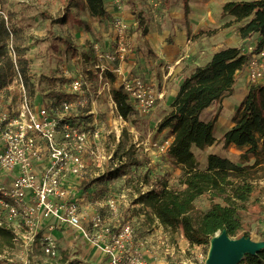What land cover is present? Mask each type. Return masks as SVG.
<instances>
[{"label": "built area", "instance_id": "1", "mask_svg": "<svg viewBox=\"0 0 264 264\" xmlns=\"http://www.w3.org/2000/svg\"><path fill=\"white\" fill-rule=\"evenodd\" d=\"M129 32L130 24L113 18L111 49L92 44L87 59L78 55L74 70L63 71V83L53 87L65 95L56 103L32 104L15 68L7 89L17 83L19 99L0 107V227L12 232V245L6 251L19 264H58L62 257L54 232L79 235V241L107 264H147L143 243L136 240L131 223L106 221L101 214L105 209L118 216L119 199L85 204L81 195L88 182L114 172L126 158L118 159L116 148L107 152L101 148L105 131L98 108L102 98L111 122L108 132L116 143L126 123L112 98L110 75L137 112L147 113L163 98L157 85L129 76L124 65L135 49L127 40ZM242 53L249 56L244 71L248 84L264 83V49L247 43ZM8 54L16 57L12 49ZM170 142L148 140V147L153 154L163 155ZM149 188L141 185L139 194ZM36 249L51 260L37 258Z\"/></svg>", "mask_w": 264, "mask_h": 264}, {"label": "rangeland", "instance_id": "2", "mask_svg": "<svg viewBox=\"0 0 264 264\" xmlns=\"http://www.w3.org/2000/svg\"><path fill=\"white\" fill-rule=\"evenodd\" d=\"M110 2L112 4L117 3L116 9L118 11H122V7L127 3L124 0H110ZM129 4L133 9L138 4L142 5L141 2L137 4L135 0H131ZM156 4H158L156 5L157 8H163V3H159L158 0ZM104 6L106 8L108 3H105ZM0 14L4 17L5 15L7 16L9 25L19 34V51L21 53L24 52L28 59L27 85H25V89L31 103L36 106H39V103L42 101L47 104L49 102L56 103L60 100L57 96L52 95V92L55 83H63V71L68 70L71 72V70H74L77 66L76 59L78 55L89 52L92 44H99L103 48H107L105 39H110L113 21V19L91 17L83 6V0H0ZM212 15L213 17H218L214 9L212 10ZM139 16L140 18L134 16L135 23L132 26V33H135V36H131L129 32V37H127V40L134 44V46H138L139 42L144 41L142 40L145 35L144 33L149 30L144 26L143 16L141 14ZM243 24L244 22L235 23L230 18V20H225L218 27L209 29L208 32H200L201 34H211L217 37L213 41L201 45L202 48L197 50L199 52H197L196 58L201 57L199 58L201 60H199V64H204L216 52L229 48L228 46L238 45L239 48L237 49L240 52L241 50L243 51L245 44H242L237 39L239 37L238 28ZM135 27L136 29H134ZM220 35L222 38L219 37ZM6 43L8 50L12 49V51L16 52L10 39ZM10 44L12 48L9 47L11 46ZM186 46L188 49L184 54H186L185 59L187 60L192 58V52L190 51L192 49L191 42L189 44L187 42ZM141 51L146 52V47L142 48ZM138 53H141L139 49L133 57L136 58V54L139 56ZM148 54L150 55L149 52ZM12 60V72L15 73L16 67L14 63L16 62V57L12 58ZM127 62L126 60L125 64ZM134 71L136 73V70ZM138 71H141L140 68ZM139 76H142V74L139 73ZM242 76L247 80L244 73ZM242 76L238 77L231 95H227L218 102L213 103L201 115V119L204 121H209L214 115H217L218 119L214 127L215 143L203 150L192 148V152L198 160L201 170L206 165L207 156L213 154L227 158L241 166L250 165L254 167V170L257 171L255 177H258L259 183L263 184V148L258 150L255 155H249L244 158L242 153L245 148H237L233 145L227 148H223L222 146V136L232 127L233 120L238 114L240 105L245 98L244 90L237 88L241 83V79L243 80L244 78ZM156 80L159 81L160 79ZM176 83V81L165 83V90L159 88L163 94V98L151 110L147 113L136 111L123 124V129L128 134L125 138L126 146L129 143L134 145V148L139 152V156L145 158V166L137 170L133 169L131 172L127 171L124 175L114 179H110L109 177L99 179V176L94 181L88 182L85 189H81V195L84 198L85 204L98 202L103 205L110 197L119 199L120 213L118 216H112L105 209L101 210V214L106 221L110 222L128 220L134 229L136 240H140L143 243L141 246L142 253L148 257L149 261L152 262L151 264H189V262H191L190 264H205L210 243L207 246L190 245L180 231L172 233L164 229L156 218H150L152 217L150 216V210L145 209V214L135 204L139 183H142L143 176L148 172L151 180L157 179L163 173H167L169 186L176 189L180 188V168L171 161H167L164 156L153 154L148 147V140L161 143L169 136L167 130H158V125L167 112H169L168 103L176 89ZM246 83L249 87L251 86L248 84V81ZM0 99L4 102L1 107L7 106L6 101L7 103H16L19 99L17 83H14L7 91L1 90ZM99 104L98 110L100 111L105 131V134L103 133L101 148L107 152L111 148H117L118 142L116 143L113 135L108 132L111 129V122L106 113L107 106L104 98L100 100ZM146 148H148V151L145 150ZM117 157L119 158V154ZM120 196H123L125 200H121ZM209 201V196L207 195L200 197L196 200L195 206L201 211H206L209 208ZM245 221L248 223V226H244V231L232 238H240L245 231H248L249 238L252 241L264 243V209L258 205H252L247 211ZM53 236L57 240L58 255L65 259L63 260L62 258L58 264H107L105 259L95 254L87 243L82 240L79 241V235H62V233L54 232ZM6 249L7 247H3L0 251V264H19V259L9 251H6ZM36 250L37 258L47 261L51 260L43 256L39 249ZM10 258L11 261H9Z\"/></svg>", "mask_w": 264, "mask_h": 264}, {"label": "trees", "instance_id": "3", "mask_svg": "<svg viewBox=\"0 0 264 264\" xmlns=\"http://www.w3.org/2000/svg\"><path fill=\"white\" fill-rule=\"evenodd\" d=\"M83 6L93 18L111 19L103 0H83ZM221 16L229 17L235 23L244 22L238 28L239 37L246 44H254L256 50L264 49V0L226 2L222 6ZM19 38L18 32L9 25L7 16L0 14V91H7L14 75L13 60L8 54L6 43L9 39L16 50L14 65L22 77L24 87L27 85L28 59L24 52L19 51ZM81 54L87 59V54ZM248 59L249 56L237 48L222 49L206 64L196 66L180 82L169 103V112L158 125V130L168 131L169 136L165 139L171 140L165 153L160 156L180 168V188L169 186L167 173L151 180L148 172L136 192V205L150 210V218H156L164 229L172 233L180 231L190 245L207 246L214 235L222 231H226L232 238L243 232L244 226H248L246 214L252 205L264 209V181L263 184L259 183L254 167L241 166L227 158L209 154L201 170L192 152V148L203 150L215 143L214 127L218 117L214 115L209 121H204L201 115L213 103L233 93ZM110 77L113 82L112 98L118 113L127 121L136 110L121 87L114 85L113 76ZM52 93L60 99L65 97L59 92ZM127 135L123 129L115 153L116 156L119 154L117 158L120 160L126 156L125 160L121 161L122 164L114 172L106 173L99 179H114L127 171L145 166V158L139 156L134 145L129 143L126 146ZM230 145L245 148L242 153L244 158L264 149V83L248 88L232 127L222 136L223 148ZM141 185L150 187L143 195L139 194ZM206 195L210 200L209 208L201 211L196 208L195 202ZM123 221L127 220L119 222ZM243 236L249 237L248 231ZM11 245L12 232L1 226L0 251L3 247L10 249ZM239 264H264V249L256 255H245Z\"/></svg>", "mask_w": 264, "mask_h": 264}, {"label": "crops", "instance_id": "4", "mask_svg": "<svg viewBox=\"0 0 264 264\" xmlns=\"http://www.w3.org/2000/svg\"><path fill=\"white\" fill-rule=\"evenodd\" d=\"M103 1L104 4L108 3L106 10L110 14L111 20L118 17L130 24L131 36H135V33H132V26L135 23L134 16L137 18H140V14L143 16L144 21H142L144 26L149 30L144 33L145 35L142 39L144 41L141 43L139 42L138 46L135 45L134 51L129 55L127 59L128 62L124 66L129 76L142 78L148 83H156L154 85H157L158 88L162 90H165V83L176 81V89L170 99L171 102L177 92L180 82L187 77L196 66H202L209 62L208 60L202 65L199 64V58L201 57L198 59L196 58L198 55L197 52H199L197 50L202 48L201 45L213 41L217 36L211 34L205 35L200 32H208L209 29L218 27L220 24L224 23L225 20H230L229 17L221 16L222 6L226 2L253 0H158L159 3H163V8H157V0H135L137 4L138 2L142 3V5L138 4L135 9L129 4L131 0H124L127 3L122 7V11L116 9L117 3L112 4L110 0ZM213 9L218 17H213ZM134 29H136V27ZM219 37L222 38L221 35ZM111 38L110 31V39H105L107 48L103 49H111ZM237 39L242 44H246V41L242 40L240 37H237ZM187 42L188 44L190 42L192 44V49L190 50L192 52V58L186 60V54L184 53L188 49L186 46ZM145 47L146 52L141 51L142 48ZM228 47L239 48L238 45ZM138 49L141 53H138L139 56L136 54L135 58L133 56ZM83 54H87V58L89 57V52ZM143 55L145 56L143 57ZM139 68L141 71H138ZM134 70H136V73ZM139 73H141L142 76H139ZM156 79L160 80L157 81ZM244 79L245 77L243 80L241 79V83L237 88H242L246 95L249 85L246 83L247 80ZM5 103L7 105L9 104L7 101ZM3 104L4 102L0 99V107ZM70 235L73 236L72 234ZM146 262L147 264L152 263L147 256Z\"/></svg>", "mask_w": 264, "mask_h": 264}, {"label": "water", "instance_id": "5", "mask_svg": "<svg viewBox=\"0 0 264 264\" xmlns=\"http://www.w3.org/2000/svg\"><path fill=\"white\" fill-rule=\"evenodd\" d=\"M264 249V243L249 237L231 238L226 231L217 232L210 241L205 264H239L245 255H256Z\"/></svg>", "mask_w": 264, "mask_h": 264}]
</instances>
